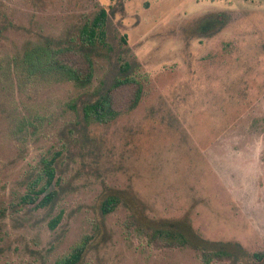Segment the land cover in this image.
Returning a JSON list of instances; mask_svg holds the SVG:
<instances>
[{"label":"rangeland","instance_id":"374dc122","mask_svg":"<svg viewBox=\"0 0 264 264\" xmlns=\"http://www.w3.org/2000/svg\"><path fill=\"white\" fill-rule=\"evenodd\" d=\"M99 8L106 46L87 87L16 70L48 39L76 41ZM125 64L143 87L137 106L81 123L68 104ZM0 69V264H56L83 237L77 264H202L201 250L231 255L210 264H264V0H0ZM55 154L53 202L21 204ZM109 196L119 204L103 216ZM130 217L197 250L139 241Z\"/></svg>","mask_w":264,"mask_h":264},{"label":"trees","instance_id":"16d2710c","mask_svg":"<svg viewBox=\"0 0 264 264\" xmlns=\"http://www.w3.org/2000/svg\"><path fill=\"white\" fill-rule=\"evenodd\" d=\"M108 13L104 8L85 20L79 27L77 39L74 42L52 47L48 39L43 46H36L24 51L20 59H14L16 70L25 74L26 78L39 76H58L72 82L78 88L87 87L94 72V56L98 48L106 46V24ZM129 65L121 66L119 74L114 76L110 85L92 93L91 99L80 103L72 101L68 107L73 110L84 125L108 124L120 115L134 109L143 95V87L139 79L129 73ZM1 71V69H0ZM125 100H123V98ZM56 154L50 159H42L40 168L26 184L25 192L20 196V203L40 209L49 206L55 196L53 189L57 184L55 179ZM119 204V199L109 196L101 203L100 212L103 216L112 213ZM58 219L50 221L53 229ZM127 235L139 241H145L161 248L196 247L182 233L164 228H156L142 224L136 218L130 217L124 224ZM89 237H83L71 252L57 261L56 264H77L86 251ZM197 250V249H196ZM257 259L261 255L254 254ZM231 255L226 251L201 250L202 264L223 261Z\"/></svg>","mask_w":264,"mask_h":264}]
</instances>
